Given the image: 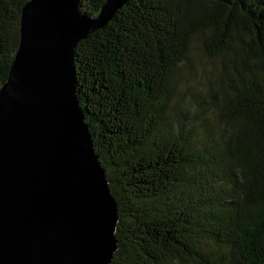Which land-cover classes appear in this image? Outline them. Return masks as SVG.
Here are the masks:
<instances>
[{
  "label": "trees",
  "instance_id": "16d2710c",
  "mask_svg": "<svg viewBox=\"0 0 264 264\" xmlns=\"http://www.w3.org/2000/svg\"><path fill=\"white\" fill-rule=\"evenodd\" d=\"M27 1L0 0V88ZM197 39L215 74L180 88ZM74 62L118 206L109 264H264V0H127Z\"/></svg>",
  "mask_w": 264,
  "mask_h": 264
},
{
  "label": "water",
  "instance_id": "95a60500",
  "mask_svg": "<svg viewBox=\"0 0 264 264\" xmlns=\"http://www.w3.org/2000/svg\"><path fill=\"white\" fill-rule=\"evenodd\" d=\"M127 0L96 16L79 0H28L0 88V264H109L118 206L76 95V45Z\"/></svg>",
  "mask_w": 264,
  "mask_h": 264
},
{
  "label": "rangeland",
  "instance_id": "374dc122",
  "mask_svg": "<svg viewBox=\"0 0 264 264\" xmlns=\"http://www.w3.org/2000/svg\"><path fill=\"white\" fill-rule=\"evenodd\" d=\"M214 61L208 59L203 52L199 40H195L189 60L176 73L177 85L180 88H202L208 78L215 73Z\"/></svg>",
  "mask_w": 264,
  "mask_h": 264
}]
</instances>
